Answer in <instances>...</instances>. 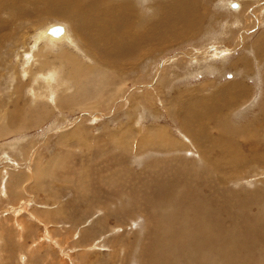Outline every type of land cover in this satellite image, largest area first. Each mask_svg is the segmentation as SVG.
<instances>
[{
  "label": "rangeland",
  "instance_id": "374dc122",
  "mask_svg": "<svg viewBox=\"0 0 264 264\" xmlns=\"http://www.w3.org/2000/svg\"><path fill=\"white\" fill-rule=\"evenodd\" d=\"M42 1L35 16L0 15L14 23L0 35V264H264V0L238 16L200 0L212 9L204 35L146 59L111 63L83 34L82 54L65 50L101 65L83 79L63 56L18 50L23 35L33 49L45 27L92 22ZM14 44L24 57L8 55ZM239 60L254 66L232 69ZM52 73L59 101L36 100ZM230 82L247 100L238 107L220 102Z\"/></svg>",
  "mask_w": 264,
  "mask_h": 264
},
{
  "label": "bare ground",
  "instance_id": "6f19581e",
  "mask_svg": "<svg viewBox=\"0 0 264 264\" xmlns=\"http://www.w3.org/2000/svg\"><path fill=\"white\" fill-rule=\"evenodd\" d=\"M41 1L42 0H0V15L7 12V11H10L12 13L16 12V16H18L19 18H24L25 11H27V9L30 8V10H29L30 14L32 16H35V14L33 12L36 11V6H38L37 4H40ZM222 1H223V3H221V5L220 4L219 5L223 8H229V10L235 9V10L231 11L232 14L235 16H238L240 14H244L245 12L249 11L251 5H253V3H254V0H249V2H247L248 0H235L236 2H239V3H233L229 0H222ZM42 2H43V5L45 3L48 7L49 6L54 7V9L48 11L46 14H49V15L73 14V15H79L82 17L91 16L92 22H90V20L87 19L86 21H84L81 24H75L74 25L75 29H74V27H72V25H71L72 23L67 20L69 22L67 24V26L70 27L72 32H69L68 29H66V27H64L62 25L61 26H59V25L54 26L53 25L54 27H58L61 30V33L58 35H55L53 33V30H54L53 26L52 27H45L43 30H41L40 37L35 40V45L32 46L33 49L27 48L28 44H25L24 40H27L28 37H25L23 35V36H21V38L19 40V42H22L23 45L19 46L18 50L19 49L27 50V54L25 55L27 60L28 59L30 60V54L32 51H38V50L40 53L35 55L36 60L39 59V57L42 55L43 51H49L50 54H55L56 56H59L60 58H62V56H63V60H62L63 61L62 62L63 67L65 69H68L67 71H69V74H71L72 77L73 76L77 77V79L78 78L83 79V77H86V73L88 74V73H90V71L92 72V67H93L92 65L94 63L93 60H89L90 66L85 67V64H83V62L80 61L76 55H74L71 51H65L69 47L76 50V52L78 54H82L81 50L85 51L83 49L84 48L83 43L85 41L82 42L84 39L83 40L80 39L79 36H83V34H85L84 36L87 35L86 36L87 38L88 37L90 39L94 38L93 40L96 41V48H97L96 50H98L99 52H102V54L109 55L110 56L109 60L111 59V63L115 64L122 58H125V60H129V59H132L136 56H138L139 59H146V57L149 56L150 51L152 50V48H151L152 45H160V44L164 45L166 43H169L170 42L169 40H171V38H174V37H175V39H177V41H179V44H181L185 41L186 42L191 41V40H194L195 38H199L201 35H204V33L207 29V26L204 23L206 21V18L210 17V13L212 10V9L206 8V9H204V11H202V5L199 3L200 0H161V1L160 0H149L148 3H146V0H120V1H117V0H50L49 2H47V0H45ZM229 2H231V3L228 4ZM163 4H167L168 7H163ZM205 6L207 7V5H205ZM46 9H44V11ZM180 10H182V11L179 12ZM257 11L258 10H254V8L251 9V12H250L251 15L250 16L253 18L258 17L259 11L258 12ZM263 13H264V10L261 11L260 17L262 16ZM36 14H38V12H36ZM8 16H10V15H8ZM16 16L14 15V17H16ZM250 16H247L246 22L250 21ZM53 20H55V19H53ZM9 21H10L9 24H7V25H6L5 19H2L0 21V35H2L6 31H8L7 28L9 26L14 25V23H11V21H13L12 18ZM63 21L67 22L66 20H63ZM259 23L261 25V21ZM28 24H30V23H28ZM23 25H25V24H23ZM199 25H201V26H199ZM229 26L230 27H233V26L237 27L238 22L232 23L231 25H228L227 27L230 28ZM184 27H187L188 29H185ZM12 38H14V37H12ZM30 38L31 37L29 35L28 39H30ZM10 42H12V41H10ZM39 42L40 43H42V42L46 43L45 46H47V49L40 47ZM64 43H66V45H65V49H63L62 54H57V52H54L56 49H59V47L62 48ZM79 43L83 44V45H81L80 48L78 47ZM175 43L177 44V42H175ZM48 44H51V45H48ZM13 48L15 49L16 45ZM93 50H92V53H93ZM259 50H260V57L264 59V50L261 48ZM87 53L89 55V51H87ZM8 55H10V57H12L13 55H18V59L20 57H24L23 55H21V53L17 52L16 49L13 50L12 52H10V54H8ZM101 56L104 59H106V57H104L103 55H101ZM211 56L212 57L213 56L218 57L219 54L218 53H212ZM220 56H223V58H224L226 56V53L223 55H220ZM44 57L45 56H42V58H44ZM44 60H45V58H44ZM99 60H100V58H99ZM45 62H47V60ZM101 62H102V60H101ZM96 63L97 62H95L94 64L96 65ZM8 64H9V62H8ZM238 64H240L244 67H248V68H253V66H254V63H253V66H251V64L249 62H246L245 60H239L235 64H233L231 68L235 69L238 66ZM263 65H264V63L262 62L258 66H260L259 68H261V66H263ZM40 66L41 65L36 66V67H40ZM5 67H7V66H5ZM17 67H18V65H17ZM25 67H26L27 71L30 70V68H28L27 63H25ZM95 68H97L99 70V68H101V65H99L98 67L96 65ZM232 72L234 75L235 71L232 70ZM25 73L27 74L28 72L25 71ZM27 76H28V74H27ZM30 77H31V75H30ZM47 77L48 76H43L41 79L48 86L49 90L41 89V88L37 87V88L31 90V95L36 100L40 101V100L48 99V96H46V95L50 94L49 95L50 102H52V103L58 102L59 101L58 90H56L54 88L58 82L53 78L59 77V73H52L50 78L47 79ZM242 79H244V77L240 76L239 80H242ZM42 80L36 81L37 86H39L41 84ZM159 82H160V80H159ZM65 84H67V83L65 82ZM238 87H239L238 83H231V82L226 84V85L221 86L220 88H223V89H221V91L225 92V97L221 96L220 102H222L225 105H235L236 107H238L239 104L246 102L247 100L244 101L245 98L244 99L241 98L240 88H238ZM205 88H207V87H205ZM232 93L234 94L233 95L234 100L232 97ZM65 95H67V94H65ZM65 102H66V104L69 103L67 100ZM214 111L221 114V115L226 114V110H225L224 106H219ZM263 114H264V112H263ZM263 114H262L263 120L260 124H258L260 126L264 122V115ZM248 131L250 132V129L247 130V132ZM250 134H251V132H250ZM248 137H249V135H248ZM239 141H237V142H239ZM230 142L231 141L229 140L228 143H230ZM232 143H234V142H232ZM253 144H254V141H253ZM168 145L169 144L163 145V147H165V149L167 150ZM235 145H237V144H235ZM206 163H210L209 160L206 161ZM217 164H218V161H217ZM263 169H264V166H263ZM44 172L46 173V171H44ZM29 177H31V176H29ZM43 177H44V174H38L36 176V179H35L36 183H38L39 185L42 184L41 180L43 179Z\"/></svg>",
  "mask_w": 264,
  "mask_h": 264
},
{
  "label": "water",
  "instance_id": "95a60500",
  "mask_svg": "<svg viewBox=\"0 0 264 264\" xmlns=\"http://www.w3.org/2000/svg\"><path fill=\"white\" fill-rule=\"evenodd\" d=\"M53 33H54L55 35H58V34L61 33V30H60L59 28H54Z\"/></svg>",
  "mask_w": 264,
  "mask_h": 264
}]
</instances>
